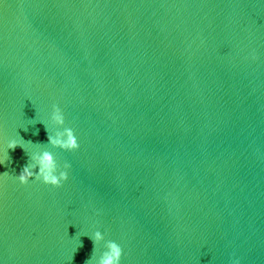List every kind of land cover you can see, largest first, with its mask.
<instances>
[{
    "label": "water",
    "instance_id": "obj_1",
    "mask_svg": "<svg viewBox=\"0 0 264 264\" xmlns=\"http://www.w3.org/2000/svg\"><path fill=\"white\" fill-rule=\"evenodd\" d=\"M42 150L62 186L16 178ZM109 240L120 264H264V0H0V264Z\"/></svg>",
    "mask_w": 264,
    "mask_h": 264
},
{
    "label": "clouds",
    "instance_id": "obj_2",
    "mask_svg": "<svg viewBox=\"0 0 264 264\" xmlns=\"http://www.w3.org/2000/svg\"><path fill=\"white\" fill-rule=\"evenodd\" d=\"M51 120L55 126L65 125V116L59 105L53 106ZM21 139L23 140V138ZM27 142L32 143L31 141ZM48 142L54 147L62 148L68 151H75L80 147L78 137L75 134L74 129L71 127H63L62 130L60 127H57L54 134L49 133ZM33 144L40 143L38 142ZM18 146L24 149L20 141L15 138L8 142V149H15ZM69 168H71V164L69 162H65L63 164V170H61V166L59 165L55 154L50 150H42L29 156L28 163L22 168L16 178L25 185L34 178L37 181H42L46 184L60 187L64 181L68 180ZM92 239L95 244H99L101 241H104L105 235L101 231L97 230L94 232ZM105 247L106 250L103 251L102 255H100L97 264H120L123 255L122 246L116 241L109 240L107 241ZM90 259L86 260L85 264H90ZM232 264H240V261L238 259L233 260Z\"/></svg>",
    "mask_w": 264,
    "mask_h": 264
}]
</instances>
